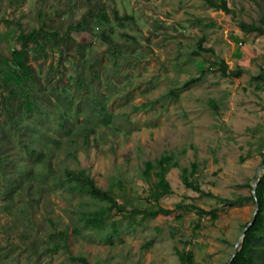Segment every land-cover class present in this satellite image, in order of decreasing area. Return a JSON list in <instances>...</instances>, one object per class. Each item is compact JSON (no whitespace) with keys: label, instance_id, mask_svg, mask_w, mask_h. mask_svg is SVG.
<instances>
[{"label":"rangeland","instance_id":"1","mask_svg":"<svg viewBox=\"0 0 264 264\" xmlns=\"http://www.w3.org/2000/svg\"><path fill=\"white\" fill-rule=\"evenodd\" d=\"M225 1L228 11L210 8L203 0H0V55L10 58L12 50L21 48L16 40L21 30L42 27L48 33L39 40L44 50L34 52L33 43L26 49L36 91L41 95L44 88H53L49 104L57 112L71 110L70 127L88 123L93 130L88 146L78 139V162L64 164L85 168L101 189L111 179L124 182L115 195L125 213H111L116 233L108 236L109 228L80 227L70 237L68 253H46L36 261L33 255L20 253L21 264H80L68 256H83L90 264H182L174 246L191 250L194 264L227 263L241 225L250 222L255 211L251 182L261 160L255 143L264 134V92H256L251 84L260 69L264 73V35L244 32L239 24L264 28V0ZM101 13L106 14V23L98 18ZM201 37L203 51L195 55ZM220 61L227 72L243 69L241 76L223 77ZM79 74L85 82L82 88L75 82ZM16 88L13 75L2 70L0 102ZM62 89L69 95L65 97ZM210 100L218 113L212 112ZM100 107L106 109L104 120ZM20 113L16 107L7 116L0 110V131ZM51 118L36 112L23 126L24 137L36 134L43 159L19 153L48 188V210L78 227L75 210L81 196L67 200L52 177H40L44 159L52 156L51 172L60 174L58 163L65 158V151L57 150L62 137L53 130ZM9 134L16 146L17 137ZM4 135L3 131L0 140H8ZM165 155H173L180 166L199 163L192 180L212 196L187 189L179 169L171 167L166 175L171 194L157 204L149 200L147 182L141 177L144 162ZM238 195L245 200L235 204L219 200ZM177 205L214 210L218 218L211 223L209 215ZM157 206L171 213L145 219L140 214L129 222L128 211L144 213ZM7 219L2 217L1 224Z\"/></svg>","mask_w":264,"mask_h":264},{"label":"trees","instance_id":"2","mask_svg":"<svg viewBox=\"0 0 264 264\" xmlns=\"http://www.w3.org/2000/svg\"><path fill=\"white\" fill-rule=\"evenodd\" d=\"M203 1L207 6L215 10L228 11L225 0H220V2L213 0ZM114 17L118 19L117 15H114ZM98 18L105 23L108 20L104 13H101ZM76 26L77 29L84 30L82 24H77ZM239 26L244 32L264 35V28L261 25L240 23ZM68 29L69 32L73 30L71 26ZM47 36L48 33L42 27L27 33L21 30L16 38L21 48L12 50L10 58H4L0 55V72L2 70L9 71L17 84L16 89L9 90L7 95L2 98L0 110L6 116L8 113H14L15 107L17 110H21L20 114H15L12 117V121L6 123L9 124V128L0 131V134L4 131V136H7L8 139L0 140V234L3 235V238H0V264H21L20 253L33 255L35 261L46 253L54 254L59 251L68 253L70 237L78 234L80 227L98 231L109 228L106 235L110 236L117 232V223L112 220L111 213L114 212L119 215L125 213L124 208L118 203L115 195V189L122 191L124 188V182L121 179H116L115 181L111 179L107 187L101 189L85 168H72L64 164L65 160L78 162V139H80L82 146H88L89 134L93 130L88 127V123H84L78 128L70 127L71 110L64 109L57 112V108L49 104L48 98L50 94L54 95L53 88L51 90L44 88L41 95L36 91L37 84L33 70L28 65L26 49L28 43H33L35 45L34 52H42L44 47L39 43V40ZM101 37L103 39L108 38L105 34H102ZM204 41V37L198 40L196 50L193 52L195 55L203 51L202 44ZM78 47L79 49L81 48L80 45ZM218 65L223 77L238 78L243 72L240 67L235 72H227V66L223 61H220ZM75 78L76 86L82 88L85 83L84 78L80 74ZM251 82L256 92H264V73L262 69L256 76L251 78ZM61 91H65V97L69 95L67 90L62 89ZM60 92L56 91V93ZM45 103L46 108L43 106ZM209 107L214 114L218 113L214 100L209 101ZM36 112L48 114L52 117L53 130L62 137L58 139L57 150L65 151V158L58 163V165L62 164L60 174L51 172L50 161L52 156H50L49 160L44 159L43 172L40 177H52L54 183L63 189L62 193L66 194L65 198L67 200L68 198L70 199V196L77 194L81 196L75 210V219L78 227L72 222L64 223L59 217L53 216L52 211L48 210V188L36 176L35 168L25 158L21 157L19 153L21 151L30 156H38L39 154L40 159H43V151H39L37 148L39 140H37L36 134H29L30 137L28 138L24 137L23 134V126L27 123L26 117ZM105 113V107L98 109L101 120H104ZM9 132H12L17 137V140H15L16 146L10 143L11 136ZM255 144V152L262 158L264 134L257 137ZM171 167L179 169L180 179L187 189L197 192L201 197L211 195V193L203 191L192 180L193 176L199 171V163L192 161L188 166H180L173 155H165L154 161L144 162L141 177L147 182V197L149 200L157 204L162 197L171 194L172 189L166 178ZM255 197L256 202L253 196L250 197V200L255 204V208L257 203L258 211L253 224L245 231L243 240L237 248L231 264H264V173L260 175ZM219 200L224 203L235 204L245 200V197L241 195L236 196L234 199L219 197ZM177 206L185 211L195 212L198 215L207 214L211 223H214L218 218L214 210L207 212L192 205ZM170 213L171 211L157 206L155 211H146L144 213L138 210L128 211L127 217L129 222H135L136 217L140 214L145 219L158 214L169 215ZM2 217L6 219L8 217L9 219L1 224ZM248 223H243L241 230ZM70 227L71 233H69ZM12 234L17 242L12 238ZM1 239L3 243H1ZM173 249L182 264H194V255L191 250L178 249L176 246ZM68 259L80 264H90L83 256H68ZM228 261L226 264H228Z\"/></svg>","mask_w":264,"mask_h":264},{"label":"water","instance_id":"3","mask_svg":"<svg viewBox=\"0 0 264 264\" xmlns=\"http://www.w3.org/2000/svg\"><path fill=\"white\" fill-rule=\"evenodd\" d=\"M263 166H264V150H263L262 158H261V160H260V162L258 164L255 177H254V179L251 182V193H252V196H253L255 202H256L255 191H256V187H257V184H258L259 179H260V175H261V171L263 169ZM257 211H258V205L256 203V208H255L253 217H252L251 221L248 223V225L245 228L242 229L240 237H239L237 243L234 246L233 253H232V255H231V257H230V259L228 261V264H231L232 259L235 257L236 252H237V248L239 247L240 243L243 240L244 233L253 224Z\"/></svg>","mask_w":264,"mask_h":264}]
</instances>
